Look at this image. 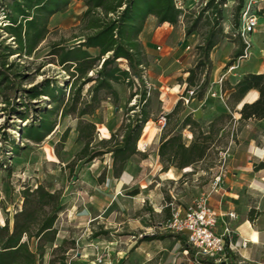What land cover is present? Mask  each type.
<instances>
[{
    "label": "rangeland",
    "instance_id": "1",
    "mask_svg": "<svg viewBox=\"0 0 264 264\" xmlns=\"http://www.w3.org/2000/svg\"><path fill=\"white\" fill-rule=\"evenodd\" d=\"M204 1L198 0L183 21L165 26L156 22L148 33L140 36L145 51L142 68L150 98L147 107L150 121L143 128L137 153L127 162L121 177L114 174L111 153L88 159L92 149L103 147L101 142L108 140L111 145L121 138L134 112L128 109L136 107L133 105L138 101L135 96L129 102L132 85L127 81L115 83L120 100L115 102L113 97L102 93L106 98L102 105L94 114L82 118L97 124L86 152L82 136L88 127H82L81 133L77 114L60 117L63 102L70 97L73 79L50 51L55 42L79 41L81 2L72 1L64 12L52 18L50 32L36 53L10 57V61L21 64V69L26 66L28 76L19 78L22 87L56 78L64 89L61 99L54 102L48 96H41L30 107L25 106L26 100L20 94L14 100L11 91L0 89V110L4 109L0 111V225L5 222L13 225L16 212L23 207L25 188L35 189L42 184L60 193L55 222L57 237L46 247V262L60 259L61 252L53 253V250L64 243L71 247L68 264H207L195 258L176 234L162 228L171 215L172 206L166 210L171 202L186 206L209 195L212 204L222 200V205L230 206L238 219L248 211L249 216L264 211V194L249 180L256 172L258 177L264 175L258 167L264 161V119L245 120L239 102L231 97L237 78L245 75L244 67L263 60L264 34H251L250 56L239 59L236 52L244 46V41L233 33L240 25V13H236V6L230 10L224 5L220 19L215 22L220 40L211 52L208 84L205 89L201 87L202 69L196 73V84H189L187 71L195 66L199 46L215 20L212 9L199 17L206 7ZM3 34L1 31L0 40L13 43ZM126 66L127 63H122V67ZM139 85L136 80L134 90ZM88 88L89 85L83 89L86 100L90 97ZM7 99L10 105L5 104ZM13 106L26 117L13 112ZM174 109L177 113L171 127H164L165 115ZM46 110L52 112L56 132L41 143L23 139V128L39 122ZM188 113L200 126L179 127ZM180 131L188 145L200 131L204 135L211 132L212 138L207 142L209 155L186 169L163 170L158 148L166 133ZM13 141L18 143L17 152L13 150ZM135 190L139 193L131 194ZM230 260L244 264L233 252Z\"/></svg>",
    "mask_w": 264,
    "mask_h": 264
},
{
    "label": "trees",
    "instance_id": "2",
    "mask_svg": "<svg viewBox=\"0 0 264 264\" xmlns=\"http://www.w3.org/2000/svg\"><path fill=\"white\" fill-rule=\"evenodd\" d=\"M74 0H1L7 16L8 24L0 25V32L7 35L14 43H6L0 40V89L12 92L14 100L20 94L26 100L25 106H32L34 100L41 96H48L54 102L64 95V89L56 78H46L42 82L32 84L30 87H22L19 78H26V66L21 69L19 62L10 61V57L32 56L39 50L40 45L50 32L52 18L64 12ZM86 9L81 15L82 33L79 41L66 44L63 41L53 43L50 55L57 58V62L72 77L70 84V97L61 109V119L77 114L80 118L79 127H88V132L83 133L85 141V152L93 142V136L97 128L94 121H84L85 115L94 114L101 105L105 96L113 97L115 102L120 100V94L115 83L127 81L131 88L129 102L137 96V102L133 105L138 107L129 108L134 110L129 116V122L120 139H115L113 144L109 141L101 142V148H94L88 160L111 153L114 159V174L117 177L123 175L127 162L137 153V144L141 133L147 122L150 121V113L147 109L150 102L147 85L144 79L145 63L144 45L140 39L147 24L148 17L155 15L158 22L176 24L180 20L182 10L177 8L175 0H82ZM243 1L239 0L236 13H240ZM227 0H209L206 7L199 13V17L212 9L214 23L211 26L204 42L199 46L200 52L194 67L188 69L186 80L195 85L196 73L202 69L204 78L201 87L205 89L208 84L207 72L211 66V52L219 42L215 22L221 17V13ZM264 14V9L260 10ZM1 36V35H0ZM1 38V37H0ZM244 46L236 52V56L244 54ZM92 50H97L95 54ZM127 63L122 67V63ZM20 66V67H19ZM17 67V68H16ZM19 67V68H18ZM93 72V74H90ZM136 80L139 88L134 90ZM89 85L87 93L89 99H85L83 89ZM231 97L237 100L241 106V116L245 120L264 119V72L247 73L233 85ZM252 91L258 92V97L253 101H245ZM20 92V93H19ZM5 104L10 102L7 99ZM24 104V103H23ZM80 104L82 106H80ZM4 110V109H1ZM0 110V111H1ZM13 112H17L22 118L26 116L17 107L13 106ZM177 113L174 109L167 115L166 125L171 127L173 117ZM52 112L44 111L39 122H33L23 128L22 138L28 141L41 143L47 136L56 132L52 118ZM214 127V121L211 123ZM200 126L191 113L186 114L180 121L181 128ZM212 133L203 134L199 132L197 138L186 144L182 132L166 133L159 148L158 155L163 170L171 167L180 169L197 165L209 155L208 141ZM14 142V141H13ZM18 143L14 142L13 150L18 151ZM121 164L118 166V162ZM0 164L2 161L0 160ZM7 167V164H5ZM264 168V161L258 165ZM10 171L11 168L9 167ZM135 190L131 194H138ZM60 193L48 190L39 184L35 189L27 187L24 189L23 207L16 212L14 222L0 225V264H68V251L71 247L64 243L58 244L53 253L61 252L60 259L52 258L46 262V247L53 243L57 237L55 222L58 218L60 207L58 206ZM170 205L166 210H169ZM183 241L186 249V239L177 235ZM27 237L25 240L24 238ZM37 237V241L33 238ZM194 256V254H193ZM202 263L213 264L207 258L198 259ZM222 264H238L234 260Z\"/></svg>",
    "mask_w": 264,
    "mask_h": 264
},
{
    "label": "built area",
    "instance_id": "3",
    "mask_svg": "<svg viewBox=\"0 0 264 264\" xmlns=\"http://www.w3.org/2000/svg\"><path fill=\"white\" fill-rule=\"evenodd\" d=\"M208 1H204V4L207 5ZM175 4L177 8L182 10L180 19L183 21L190 8L186 0H175ZM257 10L260 11L259 0H247L241 9L240 25L233 33L234 36H239L245 44V52L239 59L250 56V48L252 47L250 35L255 32L259 25ZM7 24V16L3 6L0 5V25L5 26ZM12 42L15 44V41ZM187 48L190 49L191 46L189 45ZM262 51L264 53V50ZM170 206H172L171 215L166 222L162 223L164 230L184 236L188 247L197 259L204 257L212 261L213 264L230 261L232 224L230 220L225 219L223 232H218L217 227L222 215L211 205L209 195H203L187 206L174 202H171ZM226 216L231 220L238 217L234 211L227 213ZM259 264H264V262Z\"/></svg>",
    "mask_w": 264,
    "mask_h": 264
},
{
    "label": "crops",
    "instance_id": "4",
    "mask_svg": "<svg viewBox=\"0 0 264 264\" xmlns=\"http://www.w3.org/2000/svg\"><path fill=\"white\" fill-rule=\"evenodd\" d=\"M83 5L82 12L86 9L85 3L82 0H79ZM229 4H225L230 10L234 6H237L239 0H227ZM247 0L243 1V5ZM189 10H192L193 6L198 3V0H186ZM260 10L264 9V0H259ZM258 14L259 25L256 28V33L264 34V14ZM56 16V15H55ZM158 22V17L155 15H150L147 20L144 31L141 34V38L144 33H148L155 23ZM169 24L168 22L161 24L165 26ZM228 33L227 30L224 31ZM264 39V38H263ZM189 46V45H188ZM261 50V49H260ZM264 72V58L258 64H248L244 67L242 74L247 73H259ZM239 80L237 78L236 82ZM258 97L257 91H252L247 95L245 101H253ZM164 101V99H162ZM260 171H264L262 168ZM257 173L253 177H249V180L255 185L257 191L264 194V175L258 177ZM260 183V184H258ZM211 203V200H210ZM181 205V204H180ZM220 213L221 217L219 220V225L217 227L218 232H223L224 229V220H230L233 228V235L231 236V253H235L239 258L246 264L248 263H263L264 262V211H255L249 216V211L241 215L238 219H230L226 216L227 213L231 212L230 206L226 207L222 205V200L218 201L217 205L211 203ZM184 206V205H182ZM187 206V205H186ZM186 239V238H185ZM181 241V239H179ZM233 248V249H232ZM189 250V249H187ZM235 261V260H234Z\"/></svg>",
    "mask_w": 264,
    "mask_h": 264
}]
</instances>
